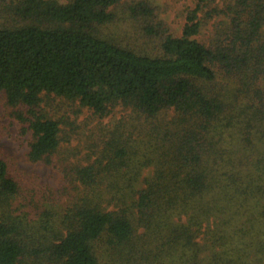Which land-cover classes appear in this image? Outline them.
<instances>
[{
	"label": "trees",
	"instance_id": "trees-1",
	"mask_svg": "<svg viewBox=\"0 0 264 264\" xmlns=\"http://www.w3.org/2000/svg\"><path fill=\"white\" fill-rule=\"evenodd\" d=\"M123 1L0 0V92L27 108L18 118L32 133L31 161L50 164L61 142L60 122L38 110L44 97L98 117L130 109L140 124L136 138L121 123L107 129L95 159L74 168L81 190L56 228L48 212L38 225L17 212L21 187L0 156V264H113L94 243H129L139 228L162 252L183 237L191 244L189 227L173 220L182 214L200 224L258 208L264 228V0L206 10L205 20L225 17L207 44L193 36L211 0H195L182 35H162L161 56L100 35ZM127 10L152 15L142 1Z\"/></svg>",
	"mask_w": 264,
	"mask_h": 264
},
{
	"label": "rangeland",
	"instance_id": "rangeland-1",
	"mask_svg": "<svg viewBox=\"0 0 264 264\" xmlns=\"http://www.w3.org/2000/svg\"><path fill=\"white\" fill-rule=\"evenodd\" d=\"M55 1L65 4L71 0ZM140 1L151 8L152 15L131 18L128 6ZM232 1L211 0L208 7L198 11L199 19H203L202 27L193 38L209 43L225 17L205 20V11L212 7L222 9ZM195 8V0H124L114 9L115 21L102 27L100 35L137 53L161 56L162 35L180 37L189 13ZM146 26H152L160 34L148 35L144 30ZM38 110L60 122L61 142L51 163L29 159L32 133L28 123L18 118L20 113L27 116V108L8 105L2 91L0 156L7 161L11 176L21 187L13 203L18 208L17 212H23L30 222L37 225L40 214L48 212L51 224L56 228L63 210L81 190L74 177V168L95 159L103 148V136L107 129L121 123L126 133L133 131L136 138V126L139 128L140 124L130 109L118 107L107 116L98 117L77 101L52 95L43 98ZM151 173L152 167L144 168L135 183L136 187L142 186L143 178ZM250 211L228 219L213 215L200 224L190 223L185 214L174 216V222L189 227L191 244L183 237L179 244L166 247L162 252L155 248L156 236L141 237L143 228H139L134 238L124 244L108 243L107 236H102L94 243V249L101 262L113 264H264V228L258 221V208Z\"/></svg>",
	"mask_w": 264,
	"mask_h": 264
}]
</instances>
